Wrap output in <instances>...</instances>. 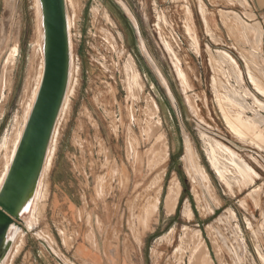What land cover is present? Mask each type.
I'll list each match as a JSON object with an SVG mask.
<instances>
[{
    "label": "rangeland",
    "instance_id": "1",
    "mask_svg": "<svg viewBox=\"0 0 264 264\" xmlns=\"http://www.w3.org/2000/svg\"><path fill=\"white\" fill-rule=\"evenodd\" d=\"M67 13L73 92L2 264H86L75 254L99 240L126 264H264V0H69ZM37 21L35 0H0V170Z\"/></svg>",
    "mask_w": 264,
    "mask_h": 264
},
{
    "label": "water",
    "instance_id": "2",
    "mask_svg": "<svg viewBox=\"0 0 264 264\" xmlns=\"http://www.w3.org/2000/svg\"><path fill=\"white\" fill-rule=\"evenodd\" d=\"M42 20L43 72L13 159L0 187V260L10 245L11 223L36 188L52 131L66 92L70 48L65 0H39Z\"/></svg>",
    "mask_w": 264,
    "mask_h": 264
},
{
    "label": "bare ground",
    "instance_id": "3",
    "mask_svg": "<svg viewBox=\"0 0 264 264\" xmlns=\"http://www.w3.org/2000/svg\"><path fill=\"white\" fill-rule=\"evenodd\" d=\"M68 1L69 0H65L66 12H67ZM35 4H36V7H37V19H38V21H37L38 22V26H37V32H36V34H37L36 38H37V41H38V57H37L36 71H35V73L33 75V85L31 87V91L29 93V98H28L26 106L24 107V110H23L21 127L17 130L15 136L13 137V140H12V143H11V146H10V149H9V154L7 156H4L5 158H4L1 170H0V187H1L2 183H3V181H4V178H5L6 174H7V171L9 169L10 163H11V161L13 159V156H14V153L16 151L18 142L20 140L24 125L26 123V120H27L28 115L30 113V110L32 108V105H33V102L35 100V97H36V94H37V91H38V88H39V85H40V81H41V78H42L43 63L44 62H43V46H42L43 31H42L40 1L39 0H35ZM66 16H67V27H68L69 48H70V67H69L68 84H67V88H66V92H65V95H64V99H63V102H62V105H61V108H60V111H59V114H58V118L56 120V123H55L53 131H52V135H51L50 142H49V145H48V149H47V152H46L45 160H44V163H43V167H42V170H41L40 177L38 179L36 188L34 190V193L31 196V198L27 201V203L25 204L24 208L21 211V215H20L21 219H20V221L25 223V225H27V226L28 225L30 226V223L33 221L36 204L38 202L39 197L43 195L42 194V187L44 185L43 181H45L44 177H45V175L47 174V171H48V164L50 162V157L53 154L52 152L54 151V148H55L56 135H57V132H58V123H59L60 117L62 116V114H64L66 112V109L69 106L70 94L73 92V89H72V81H73L72 68L73 67H72V53H71V44L72 43H71V40H70V26H71L72 20H71L70 16L68 15V13H67ZM73 65H75V62H74ZM125 67H127V66H125ZM127 69L131 70V73H128V74H130L129 81L132 82V83H136L135 81L137 80V76H136V74H134V70L132 68V65L128 64V68ZM3 146H4V144L1 145V147H3ZM227 148L228 147H226V149ZM3 149H5V148H3ZM165 153H166V151L163 154H165ZM177 186H178V183H177L176 180L170 181L169 186H168V198H167L168 200L166 202V206H167L168 210H172L174 208V203L177 200V197H176V195H177ZM186 210H188V209H186ZM186 214H188V211L186 212ZM19 230H20V228L18 227V223L13 222V223L10 224L9 229H8V233H7V237L9 238V240L11 242V246L8 247V250L5 253L3 259L0 260V264H2L4 262V259H5L6 255L9 253V251H10V249L12 247V244H13V242L15 240V237L19 233ZM190 254H199V253H197V252L195 253V250L192 249Z\"/></svg>",
    "mask_w": 264,
    "mask_h": 264
},
{
    "label": "crops",
    "instance_id": "4",
    "mask_svg": "<svg viewBox=\"0 0 264 264\" xmlns=\"http://www.w3.org/2000/svg\"><path fill=\"white\" fill-rule=\"evenodd\" d=\"M66 180L59 179L55 180V178H52V184L56 185L60 188L65 184ZM99 245L97 250H93V248L88 247L85 241L84 243V250L83 253L86 254H75L77 258L84 259L87 261L86 264H126L127 259L125 254H120L119 247L114 250L112 249L109 254H106L105 248H104V242L102 240H99ZM86 251V252H85ZM134 257V254H132Z\"/></svg>",
    "mask_w": 264,
    "mask_h": 264
}]
</instances>
